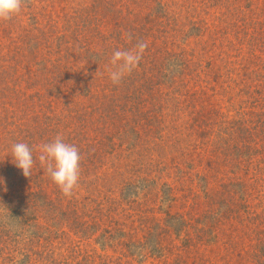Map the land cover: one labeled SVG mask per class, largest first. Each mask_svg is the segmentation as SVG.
<instances>
[{
    "label": "rangeland",
    "instance_id": "rangeland-1",
    "mask_svg": "<svg viewBox=\"0 0 264 264\" xmlns=\"http://www.w3.org/2000/svg\"><path fill=\"white\" fill-rule=\"evenodd\" d=\"M58 134L81 154L70 196L38 160ZM15 142L37 146L28 177ZM0 264H264V0H22L0 19Z\"/></svg>",
    "mask_w": 264,
    "mask_h": 264
},
{
    "label": "clouds",
    "instance_id": "clouds-1",
    "mask_svg": "<svg viewBox=\"0 0 264 264\" xmlns=\"http://www.w3.org/2000/svg\"><path fill=\"white\" fill-rule=\"evenodd\" d=\"M22 9V0H0V19H10L18 15ZM148 44L139 42L134 49L116 50L111 57L109 77L113 84H119L122 79L135 69L147 49ZM37 146H29L25 142H15L11 145L10 157L15 166L28 177L31 175L36 158L33 152ZM38 160L45 168L53 182L58 185L64 195L70 196L78 186L80 179L81 154L73 144L67 143L58 134L53 140L38 146Z\"/></svg>",
    "mask_w": 264,
    "mask_h": 264
}]
</instances>
